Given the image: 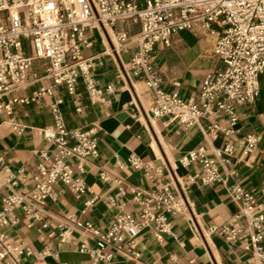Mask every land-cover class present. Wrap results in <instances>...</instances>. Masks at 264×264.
Segmentation results:
<instances>
[{
    "label": "built area",
    "instance_id": "obj_1",
    "mask_svg": "<svg viewBox=\"0 0 264 264\" xmlns=\"http://www.w3.org/2000/svg\"><path fill=\"white\" fill-rule=\"evenodd\" d=\"M138 23L140 30L130 34L116 29L117 24ZM194 25L203 33L215 36L213 51L221 66L205 74L198 99L183 100L178 92L161 88V79L151 63L155 44L168 45L173 34L188 30ZM102 30L110 38V55L119 51L128 52V43L134 45L124 76L143 80L152 91L154 103L150 108L155 117L168 116L171 122L187 129L202 117L225 114L226 125L210 122L203 130L209 138L221 134L226 140L221 147L213 149L214 157H208L204 146L191 151L182 162L198 160L202 173L198 178L189 177L194 183L209 184L220 180L216 160L228 161L233 154L230 138L237 129L238 115L235 105L251 102L259 94V77L264 75V0H0V112L13 113V105L40 104L44 94L52 95V88L64 87L74 95L79 79L90 101L101 99L103 89L96 84L90 69L91 58H83L81 50L92 46L88 32ZM110 29V30H109ZM44 63L45 78L50 80V89H40L30 96H13L12 91L26 87L27 73L33 61ZM176 84V83H175ZM106 92L113 90L108 84ZM62 100L50 101L48 109L52 124L41 128L46 142L39 151L42 161L30 178L32 187L25 193L10 192L2 198L0 208V264H22L21 256L28 252L20 241L9 238L2 227L16 225L23 217L30 225L40 221L46 228L40 208L47 199H56L57 184H63L78 196L89 191L80 176L85 161L98 155V143L94 128L68 129L60 110ZM76 107V111H80ZM13 131L21 133L24 126L12 125ZM242 154L250 153L259 140V135L245 136ZM128 163L138 167L140 161L129 156ZM0 166L3 167L0 158ZM8 172V182L12 174ZM103 180H109L104 173ZM116 193L108 197L115 205L128 190L135 208L114 216L106 231H101L90 221H79L70 215V226L57 223L58 240L66 242L76 227L86 237L95 238L94 246L80 244V251L88 254L86 264L107 263L113 252H122L131 259L139 258L136 239L146 227L154 224L155 236L171 230L168 215L182 213L183 199L173 194L169 183H158L150 189L130 187L126 189L120 178L112 179ZM264 188V185H263ZM233 199L239 202V211L220 227L212 226L210 232L218 231L230 242L241 241L245 250H251L258 261L264 260V204L239 184L230 187ZM91 202V201H90ZM86 201V204L90 203ZM20 208L22 215L14 210ZM244 218L248 230L235 226L236 220Z\"/></svg>",
    "mask_w": 264,
    "mask_h": 264
},
{
    "label": "crops",
    "instance_id": "obj_2",
    "mask_svg": "<svg viewBox=\"0 0 264 264\" xmlns=\"http://www.w3.org/2000/svg\"><path fill=\"white\" fill-rule=\"evenodd\" d=\"M130 34L140 30L138 23L117 24ZM92 39L90 48H83V58H91L90 72L96 84L103 89L101 99L90 101L82 79H79L75 94L70 95L61 86L52 88L45 78L44 63L33 61L26 77V87L12 91L13 96H30L40 89L52 88V95L44 94L40 104H14L13 113L0 112V208L2 198L10 193H25L32 187L30 178L36 173L37 164L43 159L39 151L46 146L41 128L52 124L48 104L61 99L60 110L68 129L94 128L98 143V155L85 161L80 174L89 191L78 196L63 184H57L56 199H47L40 208L43 218L48 220L46 228L40 221H27L21 217L16 225L1 228L9 238L20 241L28 252L21 256L22 264H86L87 253L80 251L83 242L91 246L95 238L84 236L74 227L70 238L60 243L57 223L70 226L67 217L73 215L79 221H90L101 231H106L115 215L131 212L135 206L131 194L125 195L111 205L108 197L116 193L112 179L120 178L123 186L150 189L158 183H169L173 194L179 195L185 208L180 214L168 215L171 230L155 236L154 224L144 228L136 239L139 251L137 260L122 252H113L112 259L99 264H264L258 261L251 250H245L242 242L225 239L218 231L210 232L212 226L220 227L239 211V202L231 197L230 187L239 184L249 191L258 203L264 204V75L259 77V94L251 101L235 105L238 115V131L232 135L233 154L228 161L216 160L220 180L209 184L199 181L191 183L189 177L198 178L202 167L198 160L182 162V159L199 146H204L208 157H214L213 149L221 147L225 138L218 134L209 138L204 128L210 123L226 125L225 114L202 117L187 129L169 120L168 116L155 117L150 111L154 97L143 80L123 75L122 67L134 51L128 43V52L110 55V38L99 29L88 32ZM215 36L203 33L194 25L188 30L171 36L168 45L155 44L151 63L161 79V88L178 92L183 100L198 99L201 82L205 74L221 66L213 51ZM176 83V84H175ZM112 84L113 90L104 89ZM79 106L80 111H76ZM24 126L16 133L12 125ZM259 135V140L250 153L242 154L245 136ZM135 156L140 164L128 163ZM12 174L8 182V172ZM104 173L109 180L100 178ZM86 201H91L86 204ZM22 215L20 208L14 210ZM235 226L248 230L244 218L236 220ZM264 250V238L262 240Z\"/></svg>",
    "mask_w": 264,
    "mask_h": 264
},
{
    "label": "bare ground",
    "instance_id": "obj_3",
    "mask_svg": "<svg viewBox=\"0 0 264 264\" xmlns=\"http://www.w3.org/2000/svg\"><path fill=\"white\" fill-rule=\"evenodd\" d=\"M110 30V29H109ZM110 33H111V35H113V31L112 30H110ZM113 39H114V35H113Z\"/></svg>",
    "mask_w": 264,
    "mask_h": 264
}]
</instances>
